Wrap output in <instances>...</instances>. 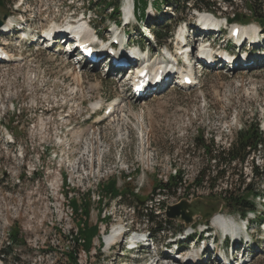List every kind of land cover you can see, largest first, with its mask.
<instances>
[{
    "label": "rangeland",
    "instance_id": "374dc122",
    "mask_svg": "<svg viewBox=\"0 0 264 264\" xmlns=\"http://www.w3.org/2000/svg\"><path fill=\"white\" fill-rule=\"evenodd\" d=\"M122 1L121 14L113 18L111 9L96 10L95 0H4L0 20L16 15V7L23 3V17L18 19L31 34H36L52 27L54 22L60 26L76 21L72 16L91 14L95 34L113 42L114 22L119 18L117 34L124 42L150 52L153 62L166 60L165 47L172 50L177 45L176 38L155 37L150 42L152 38L145 37L139 26H146L150 33L165 34L171 25L167 23L168 15L186 19L176 27L175 35L184 23L193 28L202 15H215L224 26L238 23L246 33L259 26L254 21L244 23L250 16L245 0H234V5L206 0L215 4V14L198 9L178 13L166 6L159 8L156 3L151 7L153 0H146L144 19L137 14L138 22L126 27L122 16L127 5ZM129 2L133 4L132 0ZM258 6L264 11V0H259ZM211 36L220 42L217 48L227 46L228 34L225 38L215 33ZM20 37L18 33L0 35V42L13 56L12 61L0 63V255L8 244L11 229L20 230L26 245L15 247L7 263L0 260V264H67L63 254L75 247L72 235L84 219L81 213L73 212V201L79 210L83 202L90 204L89 225L98 226L100 232L90 253L77 250L80 264H165L171 250L186 248L205 251L210 256L204 262H212L224 249L226 236L212 225V220L218 214L229 220L231 216L236 220L240 217L220 204L226 186H195L199 173L208 169L198 138L203 137L207 145L214 140L218 147L227 149L245 126L259 124L264 132V64L255 60L254 55V65L244 70H196L198 84L192 89L170 87L148 99L136 100L127 72H111L100 65L74 66L60 48L40 49ZM187 41L194 39L187 37ZM260 43L263 47L264 38ZM254 48L249 45L248 50ZM76 73L84 76L81 84L72 76ZM116 100L121 101L122 107L114 117L99 125L88 120L96 103L101 101L104 109ZM79 107H83V113L78 111ZM9 134L14 144H9ZM253 166L258 167L259 174ZM179 171L184 185L169 194L161 193L159 199L164 208L156 212L159 216L155 223L148 222L143 215L151 214L145 206L155 185L162 186L159 182H166ZM234 172L242 175L247 185L264 191V148ZM142 175L145 177L137 196L147 202L137 203L130 197L103 199V184L107 186L115 179L120 190L126 185L136 189L134 177L140 182ZM199 198L209 202L212 212L198 215L190 223L169 220L164 215L167 206ZM258 203L259 211L264 212V201ZM205 215L210 220L206 221ZM105 216L111 217L110 223L105 222ZM121 223L133 225L134 230L146 236H155L154 242L159 246L169 245V254L153 255V249L143 248L140 260L134 261L133 254L127 252L125 239L117 237ZM250 224L255 230L256 222ZM113 235L108 246L107 237ZM248 251V264H264V236L257 238Z\"/></svg>",
    "mask_w": 264,
    "mask_h": 264
},
{
    "label": "trees",
    "instance_id": "16d2710c",
    "mask_svg": "<svg viewBox=\"0 0 264 264\" xmlns=\"http://www.w3.org/2000/svg\"><path fill=\"white\" fill-rule=\"evenodd\" d=\"M222 1L226 4L234 5V0ZM245 1L247 10L250 12V16H248V20L244 21V23L254 21L262 27V31L264 32V11H262L261 7L258 6L259 0ZM155 3L159 8L166 6L174 9L178 13L188 12L193 9L216 13L215 9H213L215 4L206 0H155ZM94 5L97 6L96 10L103 9V12L111 9L113 18V15L120 13V0H95V4L93 3V6ZM135 5L138 12L142 10L140 12V18H144L148 2L146 0H135ZM168 18V22L171 23V28H173V24H178L176 18ZM243 19L244 17H242V20ZM118 20L119 18L115 19V21ZM155 34H157L158 38H163V36L171 34V31L167 34L155 31ZM198 142L201 143V147L204 150V155L208 163V169L202 170L199 173V177H197L195 181V186L202 187L207 184L210 185V188H215L224 185L226 188L222 189L220 199L224 202L226 208L232 210L241 218L246 217L249 212H257L255 199L256 196H264V191L259 188H255L252 184L247 185L242 180V175L235 173L234 171L237 170L238 165L246 164L253 154L256 152L260 153L264 148V133L261 130L260 125L253 124L242 128L236 133L235 138L232 140L229 148L227 149L218 147L214 140H211L209 145H207L203 137H199ZM253 169L256 174H259L257 173L259 172L258 167L253 166ZM263 175L261 176L263 177ZM183 185L184 179L182 177V173L179 171L176 176H171L169 182L161 188L165 190L166 194H169L170 191ZM158 187L159 185L156 184L154 190L158 189ZM186 189H188V187ZM101 192L103 193V199L108 198L111 201L120 197L122 199L130 197L137 200V202L144 201L143 198L134 195L132 188L127 185L122 190L118 189L115 179L109 182L107 186L103 184ZM82 206L83 208L79 210V206L76 202L73 201L71 203L73 212L75 214L81 213L84 216V219L80 221L79 225H77V233H73L72 235L71 241L75 247L66 254H63V256L67 259V264H80L77 250L79 251L82 249L84 252L90 253L93 247L94 239L98 237L100 233L98 226L89 225L88 218L90 204L83 202ZM143 217L146 218L148 222L155 223L156 217L152 214H147ZM263 218V214L261 213L257 219L258 221H262ZM104 220H106V223H110L111 217L105 216ZM8 235V244L6 248L2 250L0 255V260H2L3 263H7L8 257L12 256V250L15 247L26 245L25 240L20 236L19 229H11Z\"/></svg>",
    "mask_w": 264,
    "mask_h": 264
},
{
    "label": "water",
    "instance_id": "95a60500",
    "mask_svg": "<svg viewBox=\"0 0 264 264\" xmlns=\"http://www.w3.org/2000/svg\"><path fill=\"white\" fill-rule=\"evenodd\" d=\"M0 6L1 7L3 6L2 0H0ZM1 24L2 23L0 22V26H1ZM219 201H220L221 205L222 204L224 205L223 201H221V200H219ZM210 207H211V205L209 204V202H206L200 198L195 199L193 201L183 199V200H181L180 203H178L174 206H169L166 214H167V218L169 220H177V221L185 220L187 223H190V222H192V219L195 218L196 216L202 215V214H207L209 211L212 212ZM216 211L217 212L219 211L218 208L216 209ZM214 215H216V214H214ZM205 216H206V221L210 220V219H208L209 215H205Z\"/></svg>",
    "mask_w": 264,
    "mask_h": 264
},
{
    "label": "bare ground",
    "instance_id": "6f19581e",
    "mask_svg": "<svg viewBox=\"0 0 264 264\" xmlns=\"http://www.w3.org/2000/svg\"><path fill=\"white\" fill-rule=\"evenodd\" d=\"M132 10H133V4L131 5L130 3H129V6H127V9H126V13H127V16H129V15H132L133 16V13H132ZM213 15H202L201 16V20H204V21H206V22H214V19H213V17H212ZM215 18H216V16H215ZM83 22H85V21H83ZM85 23H83V24H80L79 26H78V28L79 29H84L85 27ZM88 41H92V39L91 38H88ZM184 49H185V47H184ZM174 56V55H173ZM173 60L174 61H176V59L173 57ZM172 63V62H171ZM154 64H156V63H154ZM161 64V63H160ZM166 69H167V71H168V69H170V67H166ZM166 71V72H167ZM166 72H165V74H166ZM136 74H138V72L136 71L135 72ZM69 74H71V73H69ZM135 74V75H136ZM72 76H74V79H75V81L78 83V84H81L82 82H83V80H84V76H83V74H81V73H76V74H72ZM155 96V95H154ZM153 97V96H152ZM149 97H147L146 99H148ZM117 102V101H116ZM99 103H96V105H94L93 106V108H94V110L95 109H97L98 107H99ZM122 105V103L121 102H117V103H114L112 106L114 107V113L112 114V116L111 117H114L115 115H116V113H117V111L118 110H120L121 109V106ZM144 114V112L143 111H141L140 112V115H143ZM142 145H143V143H141ZM91 153H92V151H90V152H88V155L90 156L91 155ZM86 155V154H85ZM223 215H219V216H217V217H215L213 220H212V225L214 226V227H216V228H218V229H221L224 233H227V232H230V231H233L234 230V227H232V226H230V224H229V222L228 221H226L225 219H223ZM223 221H226V224L225 225H223L222 223H223ZM114 237V235L113 236H109V237H107V243H108V246H110V243H111V241H112V238ZM206 247L208 248V249H210V247H211V244H208V245H206ZM196 254H199V252H196ZM173 258H175L174 256H172Z\"/></svg>",
    "mask_w": 264,
    "mask_h": 264
},
{
    "label": "built area",
    "instance_id": "2783aa9c",
    "mask_svg": "<svg viewBox=\"0 0 264 264\" xmlns=\"http://www.w3.org/2000/svg\"><path fill=\"white\" fill-rule=\"evenodd\" d=\"M167 182V180H166ZM161 190H159L157 192L156 195L152 196L151 200L148 202V204L146 205V208H149V209H152V210H162V207H163V203L162 201L159 199L161 196Z\"/></svg>",
    "mask_w": 264,
    "mask_h": 264
}]
</instances>
